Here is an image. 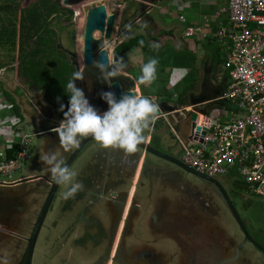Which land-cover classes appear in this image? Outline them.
<instances>
[{
	"label": "flooded vegetation",
	"instance_id": "obj_1",
	"mask_svg": "<svg viewBox=\"0 0 264 264\" xmlns=\"http://www.w3.org/2000/svg\"><path fill=\"white\" fill-rule=\"evenodd\" d=\"M53 1L57 2V9L51 12L48 27L53 30L52 23H56V27L54 29L55 32H53L55 47L62 53H60V55L64 56V58L70 63V67L72 69L71 72H73L76 71L77 68L75 64L71 62V56H74V58L76 59L77 65H79L78 68L81 66L80 53L76 42L78 40L79 33L78 24L84 14L83 7L88 3L90 4L95 2V0ZM134 1L138 0H126L124 5L127 6L128 4H131ZM133 7L135 8H132V12L128 20L135 19V17L142 12L136 6ZM146 17L149 18L148 15H146L143 19L141 17L139 19L137 18L138 21L136 20L133 25L140 28L139 26L141 24H145L147 27L149 25L147 21H149L150 19L146 21ZM74 19L76 20V26H73L72 23ZM147 28L149 31L151 30V27ZM134 29L131 30V32L129 31V34L132 33ZM73 30L76 31V42L73 41L72 43L71 33H73ZM124 32L126 33V30L123 31L121 34H124ZM159 32L160 31H158L157 33L154 32L150 34L152 37L159 39L160 37H163L161 36L162 34ZM208 63L209 67H204L202 73V83H200L202 86L201 88H205L204 93L193 92L192 94H194L196 97H198V95L200 94L208 96L212 91V87L210 86V83L207 79V76L212 74V70L210 67L211 62ZM4 68L5 67H2L0 68V70H3ZM14 75L21 80L19 81L20 84L12 81L13 83L9 85L13 86L14 83L17 86H20L21 84H27L28 88L31 91L36 92V94L32 97L34 109H40L39 93H43V90L35 89V87L32 84L27 83L25 81V78L22 77L21 74L19 75L18 72L14 73ZM221 76H224V78H228L227 71L226 74H222ZM4 78L8 80L7 75H4ZM7 82H9V80ZM221 84L224 83L222 82ZM207 91L208 94H206ZM42 95L43 100L45 101L44 94ZM47 116L48 115H46V117ZM46 117H43V119H41L42 126H45L50 122V120H48ZM35 135H38L39 138L41 137L44 142V147L42 148L43 154L48 150H51L56 154L58 158H62L64 162H66V160L69 159L71 153L78 148L67 166L72 163L74 158L78 155L81 150H85L86 154L89 153L85 163L83 164L82 161L79 163V165H77L83 168L81 172L78 171L80 169L77 170L78 172L76 176V179L83 184V190L78 191L72 198L64 199L62 197V193L66 189L63 185V188L60 187L61 185H59V191L57 189V195H54L49 206V210H47L44 216V220L40 225L41 228L43 222L45 221V218L51 213L50 211H52V204L54 200L61 202L62 208L59 209L57 213L55 212L53 217L48 222L49 227H53L52 223L54 222V224L56 225L54 226V228L58 227V229L60 230L58 236L56 235L55 240H53V244L55 246H59V244H66L68 242V240L66 241V238L68 237L67 234L69 236L71 235L69 244H73L76 231L79 229H84L86 234H84L83 232L84 236L81 237L80 242H94L95 245H98V254L96 258H94V260L90 262V264H99V259H102V257H104L106 254H108L106 264H264V254L258 252L257 250L256 251L260 254L261 259H248L249 256L247 255H244L242 259L240 257H236L235 249L237 245L235 243H231L230 241L228 243H216V238L208 235V233L203 229L202 224L206 220V216H204L202 212L199 213L198 217H196V215L193 216V220L199 222L198 224H192L189 220V217L187 218L184 215L181 216V213L186 214L187 211L190 212L188 205H196L197 208L201 209L203 212H208L212 217L218 216L221 212L222 215H224L223 218H229L231 215V222L226 227L227 229H229L227 233H229L230 238H233V241L236 235L239 236L238 238L241 237L242 240L244 238L243 234L235 221V217H233V214L231 212L232 210L227 201V197L228 199H230V203H232L237 213L239 214L240 211L243 215L247 212L248 209H250L254 205L257 198L256 196L245 192V190L242 188V185H240L238 181L231 179L228 174V171L222 174L215 175L214 178L217 182H212L207 179H200L198 183L189 182V177L193 174L183 170V168L179 167L176 162L175 163L177 165H175L173 161L170 162L168 160L163 159L162 157L159 158L154 154H151L149 151H144V148L141 149L139 145L135 153L125 154L119 149L101 148L99 147L97 142L91 139L86 142H83L76 149L65 152L60 146V144L57 143V134L54 131H48L47 129H43L40 134L38 132L35 133L34 136ZM159 142L160 141L158 134H154L151 136L149 144L158 146ZM172 144L173 147L170 150V154L180 159V157H178L176 153L179 152L181 156L182 148L180 146H177L173 142ZM161 147L162 148L160 149L164 151L165 147ZM37 152L38 150L34 149V155H36ZM138 152H141L139 154L140 158L138 159V168L140 167V165H142V155L145 154L146 157L145 161L143 162L144 171H161L164 177L168 180V184L172 186L175 185V187H177L184 196L188 194L189 196L187 197H193L194 200L190 204L189 200L185 199V197H182L180 201L173 198H161L157 200L156 197V199H154L155 197L152 195V191L147 193L142 192L144 191L142 186L144 183L140 181L139 186L142 187L138 188L137 192H139V195L138 198L137 195L134 197L133 203H136V205H138V207L140 206L141 209L138 207L131 206L126 216L127 207L131 196L130 194L124 211L122 213V218L119 224H117L116 226V214H119V208L117 207V205L118 203H120L121 200H123V197H126L127 195V193L124 192L127 186V184L124 183V177H126L127 172L126 170L132 168L135 160L137 159ZM39 157L36 156V159L31 162L30 169L33 170V173L28 175H22L20 173L18 178L11 180L0 179V244H3L5 241L8 242L9 237L14 236L15 234H22L20 238H22L24 245H27V238L29 237V234L36 222V219L38 218V214L43 206V202L48 191V189L45 188V185H48L49 187V183L43 178H34V180L28 179V177L33 174L41 175L49 173L48 167L43 163V161L39 159ZM151 165H156V167H153ZM165 174L168 175L166 176ZM36 180H39L42 183L39 185H35L34 189H31L33 182ZM60 188L63 191H60ZM43 192H45V194L43 196L40 195L43 194ZM224 192L227 196L224 195ZM31 193H38V195L36 196H39V198L32 197ZM143 196L147 197V202H150L151 206L154 204V207L150 213V226L153 234L150 240H146L147 242L149 241L148 243H156L158 246H160L161 243L159 242V238L155 235H157V232H161L165 229L169 230L170 233L174 236L177 234V230L182 229L185 232V235L189 237V239L192 238L194 240L192 246L193 248L195 246L197 248L192 251L185 252L184 255H186V257H191H189V259H185L183 263L177 259H147L145 257H140L138 256V254L141 250L136 248L131 250L128 247V241L125 240V236H127L129 231L131 230L130 226H132L131 224L134 223L135 216H138V214L142 213L146 214L148 211L147 209L142 210L143 208H146L144 204H140L141 198ZM94 197L98 200H100V198H104V201L107 197H109V201H111L110 206L113 208L110 210H105L103 215H100V213L98 212L94 214V212L92 211V205L95 201ZM31 201H35L36 203L38 202L39 206H35L37 213L35 212L34 215H32V217L30 218ZM71 201L78 203L79 209H76L78 211L76 213V218L67 220L66 216L67 213H69V210L64 208V206ZM26 203L27 205L25 206ZM111 211H114L113 214ZM175 212H177L181 218H177L174 221H170L173 213ZM79 213L82 216H80ZM125 216L127 220L123 223ZM244 219L246 222L243 221ZM241 220L247 230L250 228V225H254L255 230H259L260 232L261 229H258V225L256 223L254 224V220L253 218H251V216L242 217ZM247 221L251 222V224L249 225ZM233 222L236 223L237 227L233 224ZM196 226L199 227L198 230ZM114 230H116V233L114 232L113 236H111L110 232ZM249 234H251L250 236H252L254 239L259 241V243H262L264 245L263 232L262 235L259 237L253 236V233L250 232ZM119 238L121 241L119 244V248L115 253V257L117 259H114L112 261L111 257L114 256L115 245ZM112 239L114 240L112 241V247L107 248L108 242ZM243 243L245 244V240L243 241ZM247 245L248 247L245 245L243 251L255 254L256 251L253 245L249 242ZM201 252H203L205 255H200L199 253ZM24 255L25 253L23 254V256H21V259H24ZM63 258L65 259V256H63ZM56 264L66 263L59 261L56 262Z\"/></svg>",
	"mask_w": 264,
	"mask_h": 264
},
{
	"label": "water",
	"instance_id": "obj_2",
	"mask_svg": "<svg viewBox=\"0 0 264 264\" xmlns=\"http://www.w3.org/2000/svg\"><path fill=\"white\" fill-rule=\"evenodd\" d=\"M161 0H144V1H134L131 4H128L127 6L124 5L123 7L120 6V4L116 3V4H111L112 6L109 7L106 3V0H99V1H95L93 3H88L87 5H84L83 7V17H82V24L80 27V31L78 33V40L77 42H79V53H80V58H81V66L79 67V69L83 70L84 76L83 79L81 80H74V84L75 86L79 87L80 89L83 90L86 98L88 99L89 103L95 107L99 112H103L104 110H106L107 108V104L105 101H103L100 98V93L103 91H112L116 98L119 99L120 95L123 93H128V92H132L135 94H139L137 88H136V81L135 78L129 74L128 72L124 71V74L121 76H117V77H113L111 78L110 83H106L101 77H100V73L99 70L94 66L93 61H104L105 59H107L109 62L111 61V59L114 56V49L115 47L121 43L123 41V38L129 37V31L131 32V30H133L134 28L136 29H140L136 26L133 25V23L137 20V18L139 19L140 17L143 19L145 17V14H147L150 19L152 20L151 14L148 11V9L150 8L149 6H153V5H157L158 6V2ZM133 6H136L140 11H142L140 14H138L135 19L133 20H128L131 14V10L132 8H135ZM146 19V18H145ZM129 22H128V21ZM138 21V20H137ZM73 26H76V20H73ZM128 24L131 27L126 29L124 26ZM171 28V27H168ZM134 29V30H136ZM177 29L176 26H173V28H171L172 32ZM126 30V33L124 32V34H121L123 31ZM160 31V30H158ZM157 31V32H158ZM71 40L72 43L73 41L76 42V31L73 30V33H71ZM172 35H170L169 37H171ZM174 39V38H172ZM145 40H147L145 38ZM76 42V43H77ZM71 62L73 64H75L76 68L78 69L77 65V61L74 58V56H71L70 58ZM76 69V70H77ZM6 73L3 70H0V82H1V87L8 92L15 104L18 106V101H22L23 99H21L20 93L23 92V94L26 97L27 103L29 106H31L33 109V101H32V92H30L28 89V85L25 84V87L23 88L22 86H17L15 85V83L13 84V86H10L9 84H12L11 82H7L8 80L4 78V75ZM222 90L225 87V83L222 84ZM40 97H39V105H40V109H37L35 111L38 112L39 116L41 119H43V117H46V115H48L46 118L48 120H50V122L48 124H46L45 126H42L39 130H35L33 133H41V131L43 129H47L48 131H53L52 129L54 127L57 126L58 122L63 118L62 116H60L54 108V105L44 101L43 100V93H39ZM226 100L220 97H213L212 95H201L200 97L190 100L191 101V107H180V106H176L178 104H170V105H166V107L164 108L162 103H158L160 106V110L159 113L157 114V116L159 118H161V124L162 126L159 127L157 129L156 133H152V135H156L158 134L159 137V145L155 146L152 144H149L150 140H151V135H149V137L147 136V139L145 142L141 143L139 145V147L142 149L144 148V151H149L151 154H154L155 156L159 157V158H163L165 160L168 161H173L175 165L178 164L179 167L183 168V170L190 172L191 174L197 176L200 179H207L209 181H215V176H209L207 174H204L202 172H199L195 169H193L192 167L187 166L186 164H184L180 159L174 157L172 154H170V150L173 147V144H176L175 142V138L173 137V128L177 130V123H178V117L182 116V117H187L188 119V124H189V128H190V133L189 136L187 137V141L184 142H188V140H190L191 138L193 139H197V141H202L201 135H203L206 132V127L201 128L200 125L196 124V119L198 116V113L200 114H206L208 111V106L210 105H214L217 103H220L221 101ZM19 107V106H18ZM189 116V117H188ZM160 124V125H161ZM16 127H20V128H26L28 127L27 123L24 122L23 117L20 120L19 123H17ZM195 129V132H194ZM34 137V135H33ZM88 140H91L90 137H85L81 140L80 145L83 142H86ZM165 147V150L162 151L160 148H162L161 146ZM78 149V148H77ZM76 149V150H77ZM75 151H73L71 153V155L69 156V159L66 160V164L68 165V163L70 162L71 158L74 156ZM172 152V151H171ZM141 152H138L137 155V159L135 160L132 168L126 170V177H124V183L127 184L126 188H125V193H127L126 197H123V200L120 201V203H118L117 207L119 208V214L117 216V219L115 220V225L117 226V224H119L121 218H122V213L124 211V208L126 206L127 200L129 195L130 199H129V204L127 207V211H126V216L129 212V209L131 208V206L133 207H138V205H136V203H133L134 197L137 195H139V192H137L139 187L143 186L144 191L142 192H149L150 188L152 189V195L155 197L154 199L157 200L161 199V198H173V199H177V196L174 193L168 192L165 193V191L160 192L162 189V186L164 184L168 183V180L164 177V175L162 174L161 171L159 172H155L153 170H143V162L145 161V154L142 155V165H140V167L138 168V159L140 158V154ZM177 164H176V163ZM153 167H156V165H151ZM151 168V167H150ZM149 168V169H150ZM166 176L168 174H165ZM34 178H43L45 179L48 183H49V187L48 185H45V188L48 189L47 194L45 196L44 202H43V206L38 214V218L36 219V222L33 226V229L31 230L29 237L27 238V245L25 244V248L23 249V252L21 253H25L24 255V259L20 260L19 264H31V257H32V253H33V248H34V244L36 241V237L38 235L39 232V228L40 225L42 223V221L44 220V216L47 212V210H49V206L51 204V201L54 197V195H57V189L58 186L60 184H55L51 181V177L49 175H45V174H33L30 175L28 177V179H32L34 180ZM143 182L144 184L142 186H138L140 185L139 182ZM47 183V184H48ZM172 186V185H171ZM173 188H177L174 186H172ZM191 188V187H189ZM147 189H149L147 191ZM178 189V188H177ZM173 190V189H172ZM179 190V189H178ZM45 194V192H43V194H41L42 196ZM224 195H226V193L224 192ZM189 196L188 194L186 195L185 199L189 200V203L191 204L194 200L193 197H187ZM100 198V197H98ZM182 197H179V199H181ZM94 202H93V208L92 211L95 213H100V215H103V213L105 212V210H110L113 207L110 206V202L109 201V197H107L104 201V198H100V200L96 199L94 197ZM227 201L230 205L231 208V212L233 214V217H235V221L239 226V229L241 230L242 234H243V239L241 240V237L238 238L239 236L236 235V237H234V241L232 240L233 238H230L229 233H227L229 231V229L226 228V224L224 222L223 218L224 215H222V212L216 216V217H212L208 212H203L201 209L197 208L196 205L192 206V205H188V208L190 209V212L187 211L186 214H182L181 216L184 215L187 218L189 217V220L191 221L192 224H198L199 222H197L196 220H193V216L196 215V217L199 216V213L202 212L204 214L205 217V221L203 222L202 226L203 229L208 233V235L213 236L216 238V243H228L229 241L231 243H235L236 249H235V254L236 257H244V255L246 256L245 253L248 252H244L243 249L245 247V245L248 247V242L250 244L253 245V247H255V251L257 250L258 252L264 254V245L262 243H259V241H257L256 239H254L253 237L250 236L248 230L246 229L244 223L242 222L239 214L237 213V211L235 210L234 206L232 205V203H230V199H228L227 197ZM99 204H103V207H99ZM140 204H144L146 206V208H143L142 210L147 209V213H151V210L154 207V204L151 206L150 202H147V197L143 196L141 198V203ZM140 208V206L138 207ZM141 209V208H140ZM112 214L114 211H111ZM80 214V213H79ZM141 214H138V216H135L134 219V223H132L130 226L131 230L129 231V233L127 234V236H125V240L126 241H130L132 242L133 239V233L135 231V227L137 228L138 225V219L139 216ZM178 213L175 212L173 213L171 220H176L177 218H181L179 215V217L177 216ZM80 216H82L80 214ZM124 218L123 223L127 220V218ZM197 219V218H196ZM151 224H149L148 228L151 231ZM118 228V227H117ZM197 230L199 229V227H197ZM238 230V229H237ZM116 233V230L111 231V236H113V233ZM152 232V231H151ZM199 232V231H198ZM153 234V232H152ZM185 232L180 229L177 230V234L174 236L170 233L169 230H163L161 232H157V236L159 238V242H162V236H166V238L173 243V246H171L168 250H170L169 252V256H167L164 251H161L163 249L162 243H161V247L157 245V247L154 246V244L148 243L146 240L143 241L142 244L135 246L136 249H139L141 251H139L140 253L138 254V256L140 257H145V258H149V259H163L166 257V259H177L180 260L182 263L184 262L185 259H189V257H186L185 252H189L192 251L194 249H196L197 247L195 246L193 248L192 243H194L193 239H189L188 236H184ZM182 237V238H180ZM212 237V238H213ZM13 236L9 237V241L8 242H4L3 244H0V259H11L12 255H11V249L13 244H11L10 242L12 241ZM114 238V237H113ZM221 238V239H220ZM214 239V238H213ZM228 240V241H227ZM232 240V241H231ZM245 240V244L243 243V241ZM112 241H114L113 239L111 241L108 242V246L107 248H111L112 247ZM120 238L118 239V241L116 242L115 245V249H114V256L111 257V260L113 261L114 259H117L116 256V251L119 248V244H120ZM186 242V243H185ZM186 244V245H185ZM6 246V247H5ZM7 248V250L10 251V254H6L5 257H2V254L4 253V249ZM188 248V249H187ZM6 250V251H7ZM108 250V249H107ZM135 251V250H134ZM243 251V252H242ZM255 253V255L257 256V258L259 257V259H261V256L259 253ZM22 254V256H23ZM200 255H205L203 252L199 253ZM20 256V254H19ZM193 256V255H192ZM198 256V255H197ZM108 259V254H106L104 257H102V259H99V264H106V260ZM243 259V258H242ZM250 259V257L248 258ZM256 259V258H255ZM93 260V259H92ZM91 260V262H92ZM157 261V260H154ZM85 262V260L83 261ZM172 262V261H169ZM179 262V261H178ZM53 264H56L53 263ZM177 264V263H174Z\"/></svg>",
	"mask_w": 264,
	"mask_h": 264
},
{
	"label": "built area",
	"instance_id": "obj_3",
	"mask_svg": "<svg viewBox=\"0 0 264 264\" xmlns=\"http://www.w3.org/2000/svg\"><path fill=\"white\" fill-rule=\"evenodd\" d=\"M178 9L181 6L175 4ZM222 21L214 32L209 23H187L182 28L184 37L202 39L214 35L225 48L223 67L228 73L226 87L218 97L235 103L239 115L221 118L211 113L202 115L198 124L206 127L202 141H190L182 147L180 160L189 167L215 176L236 166L247 191L264 197V0H225L218 7ZM178 19L184 21V15ZM1 116L15 117L12 105L0 97ZM0 128V179L18 178L13 174L22 171L30 157L29 142L34 133L16 127ZM195 131V130H194ZM17 144L12 156L8 149Z\"/></svg>",
	"mask_w": 264,
	"mask_h": 264
},
{
	"label": "rangeland",
	"instance_id": "obj_4",
	"mask_svg": "<svg viewBox=\"0 0 264 264\" xmlns=\"http://www.w3.org/2000/svg\"><path fill=\"white\" fill-rule=\"evenodd\" d=\"M95 1H99V0H95ZM172 1L173 0H162L160 2V5H161V7H163V9L160 10V8H159V11L158 10L153 11L152 17L154 19L157 18V21H159L158 23H159L160 27L168 28V27L176 26L178 28V32H180L182 30V28L184 27L185 23L178 20V11L176 10V7L174 5H172ZM195 1L204 2L206 0H195ZM207 1L209 2L210 5H212V10L207 8L209 6ZM207 1H206V4H203L204 6H202V8L199 10V13H202L203 11H206L207 13H209V12L211 13V12L215 11L217 5L220 6L224 3V0H207ZM125 2H126V0H106V3L109 7L112 6L111 4L120 3L122 5ZM195 11H197V10H195ZM82 21L83 20L81 18V21L78 24L79 31H80ZM55 27H56V23L53 22L52 23L53 30L55 29ZM54 32H55V30H54ZM56 35H57V33H56ZM185 44L189 47L188 48L181 47L179 49L177 47H174L171 44V42L168 41V42H166L165 46L162 49V52L164 53V57H163V55H161L162 60L161 61L159 60V63L164 64V59H165V63H167L173 69H172V73H170L169 75H163L162 73H160L159 76L161 79L166 78L168 80V83L170 84V87H173L174 85H176L175 79L178 76H180L181 74H187L188 73L186 78H185L186 82H187V80H190L193 76H196L197 74H199L198 77H199V79H201L204 67H209V63L205 60L206 54L201 55L200 50L198 48H196V46H195L196 44L192 40L185 39ZM77 46L79 47V42H77ZM223 49H224V47H221V50H223ZM2 51L3 50L0 49V55L4 57V53H2ZM174 55L177 58L174 57ZM120 57H122V56L120 55ZM0 58L3 59L2 57H0ZM206 58H208V60H209V56ZM5 59L6 58L4 57V60ZM124 61H125V64L127 65V61L126 60H124ZM204 63H206V64H204ZM13 64H15V62ZM8 65H10V64H8ZM219 66H220L219 64L214 65V68H213L214 74L216 72V69H219ZM3 70L6 73L5 75H7L9 82H11V83L15 82V83L20 84L19 81H21V80L17 76L14 75L13 71L11 69H9V66H5V68ZM215 75H217V74H215ZM9 77H10V79H9ZM215 79H216V76H215ZM0 84H1V82H0ZM20 86H22L23 88L25 87L24 84L23 85L21 84ZM178 87H179V85L175 86L173 88V91H175V92L178 91L179 90V89H177ZM0 89H1V86H0ZM28 90L30 92H32V95L36 94V92H33L30 89H28ZM194 92H198V91L196 90ZM19 97L21 99H23L22 101H18V106H19V111L23 117L24 122L27 123V125H28L27 132L32 133L35 130H39L42 126V124H41L42 121H41V118H40L38 112L35 111L33 108H31L28 105L26 97L23 94V92L20 93ZM211 114L216 115L217 112H212ZM0 116H1V110H0ZM187 119H188L187 117H182V116L178 117L177 132L183 141H187V137L189 136V133H190V128H189V124H188ZM15 120H16V116L9 118V119L5 118V120H1L0 121V128L4 127V128L11 129L10 128L11 123L14 122ZM56 141L58 143V137H56ZM175 142H176V145L179 146L178 142L177 141H175ZM43 147H44V142L41 139V137L40 138L38 137V135H35L33 137V139L30 140L29 146H28V153H29L30 157L24 162V164L22 166V171H21L22 175H28V174L33 173L32 172L33 170L30 169L31 168L30 167L31 162H33L36 159V156L39 157V156L43 155V152H42ZM34 149L38 150L36 155H34ZM88 155H89V153L86 154L85 150H81L78 153V155L74 158L72 163H70V165L68 167L70 169L74 170L76 173L78 171L81 172L83 168H81L80 166H77V165H79V163L82 161H83L82 163L84 164ZM176 155L178 157H180L179 152H177ZM78 169H80V170H78ZM234 169L235 168L231 169L229 171V173L233 174ZM45 175H49V173H46ZM13 176L14 177L19 176V172L14 173ZM189 180H190L189 182L198 183L200 181V178L195 177L193 175H190ZM41 183L42 182L39 180L34 181L31 189H34L35 185H39ZM60 187H62V185ZM148 190L149 189H147V191ZM160 190H161L160 192L165 191V193H168V192L174 193L177 196L178 201L181 200V199H179V197H186L182 194V192L180 190H178L177 188H173L168 183L164 184L162 186V189H160ZM58 191H59V189H58ZM60 191H63V190L60 188ZM151 191H152V189L150 188L149 192H151ZM31 195H32V197L39 198V196H36V195H38V193H31ZM256 198H260L261 200L260 199L256 200L254 205L250 209H248L244 215L241 214L240 211H239V214H240L241 218L245 217V216H249V217L251 216V218H253V220H254V224L256 223L258 225V229H263V226H264V201H263L264 197L256 196ZM26 205H27V203L25 204V206ZM70 205H71V207H70ZM35 206L38 207L39 203L38 202L36 203L35 201H31L30 218L36 212ZM98 206L103 207V204H99ZM61 208H62L61 202L54 200V202L52 204V211H50L51 213L45 218V221L43 222V224H42V226L38 232V235L36 237L32 257H31V264H53V263L59 262V261L65 262L66 264H90L91 260L92 259L94 260V258H96L97 254H98V245H95L94 242H86V241L83 243H82V241L80 242L81 237L84 236L83 232H84V234H86L84 229H79L76 231L73 244H69V242H70L69 240L71 239V237H70L71 235L69 236L68 234H67V236L69 238L68 237L66 238V241L68 240V242L66 244H63V245L59 244V246H55L53 244V240H55L56 235L58 236L60 230L58 229V227L54 228V226H56L54 224V222L52 223L53 227H49L48 222L53 217L55 212L57 213L58 210ZM64 208L69 210L68 211L69 213H67V216H66L67 220L76 218V215H77L76 213L78 212L77 210L79 209L78 203L72 202V201L68 202L64 206ZM87 215H88V213H87ZM150 219H151L150 213H146V214L142 213L139 216L138 225H137V228L135 227L132 242L128 241V245H129L128 247L131 250L136 248L135 246L142 244L143 241L150 240L152 238V232L148 228L149 224L151 223ZM223 220H224L226 227H227L231 222V215L229 218H225ZM243 221L245 222V219ZM233 224L237 227L235 222H233ZM248 231L250 233H253V236H256V237L260 236L259 230H255L254 225H252V226L250 225V228L248 229ZM262 232L264 233V230ZM21 236H22V234H15L13 236V238H12L13 242H10L11 244H13V245H11L12 249L10 250L12 258L11 259H0V264H19L20 263L21 256L23 254L21 252H23V249L25 248L24 243L22 241V238H20ZM161 243L163 246V249L161 251L166 250L164 253L167 256H169L170 250H168V249L171 246H173V243L170 242L166 238V236H164V237L162 236V242ZM154 246L157 247V244L155 243ZM6 250H7V248H5L3 250L4 253L2 254V257H5L6 254H8V255L10 254V251L9 250L6 251ZM19 254H20V256H19ZM245 254L249 257L251 256L250 259H255V258L259 259V257L257 258V256L254 253L249 252V253H245ZM55 256H57V257H55ZM63 256H65V259L63 258ZM164 259H166V257ZM84 260H85V262H83ZM142 264H144V263H142Z\"/></svg>",
	"mask_w": 264,
	"mask_h": 264
},
{
	"label": "clouds",
	"instance_id": "obj_5",
	"mask_svg": "<svg viewBox=\"0 0 264 264\" xmlns=\"http://www.w3.org/2000/svg\"><path fill=\"white\" fill-rule=\"evenodd\" d=\"M120 6L123 7L124 4H120ZM185 21L184 17V21L181 22ZM124 27L128 29L131 26L126 24ZM139 27L140 30H143L146 25L141 24ZM139 44L143 46L144 41L140 40ZM93 63L99 70L100 77L106 83H110L113 77L123 75L126 68L124 59L115 56V54L110 62L105 59L104 61H93ZM157 64L158 60L155 57H151L143 63L137 77L138 82L151 84L156 79ZM83 76V70L78 68L71 73V77L65 84L67 108L64 110L63 103L59 105L58 110L62 112L63 118L52 129L57 134L60 146L67 152L76 149L83 138L90 137L101 148L119 149L125 154L135 153L138 145L146 141L147 131L151 124L156 117L159 118L157 116L160 110L159 104L155 99L141 94L123 93L117 99L112 91H103L100 93V98L106 102L107 108L103 112H99L89 103L83 90L74 84V80H81ZM0 107H4V105H0ZM208 113L209 108L206 114ZM199 115L202 118L204 114L198 113L196 124L200 122ZM159 119L161 120V118ZM173 137L180 147L179 139L184 144L192 140L197 141V139L191 138L188 142H184L174 130ZM39 159L48 167L51 181L65 187L66 190L62 193L64 199L72 198L78 191L83 190V184L76 179L77 173L70 169L64 160L58 158L54 152L48 150Z\"/></svg>",
	"mask_w": 264,
	"mask_h": 264
},
{
	"label": "trees",
	"instance_id": "obj_6",
	"mask_svg": "<svg viewBox=\"0 0 264 264\" xmlns=\"http://www.w3.org/2000/svg\"><path fill=\"white\" fill-rule=\"evenodd\" d=\"M56 9L57 2L53 0L0 1V49L3 50L2 53L6 58L4 60V57L0 55L3 58H0V68L9 66L13 73L21 74L35 89L43 90L45 101L53 104L55 111L62 116V112L58 109L61 103L65 105L64 110L67 108L65 84L71 77L72 69L70 63L55 47L54 31L48 27L51 12ZM205 39H207L204 42L205 45L213 54L212 57L207 51L209 59H212L211 63L223 64V52H225V48L221 50L223 45L217 42L214 35ZM140 40L144 41L142 36L137 35L122 41L115 47L114 52L124 56L132 48L140 52L149 49L145 41L141 46ZM2 92L13 104L16 121H20L22 115L12 96L3 88ZM180 102H183L182 97ZM16 149L17 144H14L12 149L7 150L6 155L12 156Z\"/></svg>",
	"mask_w": 264,
	"mask_h": 264
},
{
	"label": "crops",
	"instance_id": "obj_7",
	"mask_svg": "<svg viewBox=\"0 0 264 264\" xmlns=\"http://www.w3.org/2000/svg\"><path fill=\"white\" fill-rule=\"evenodd\" d=\"M138 1H144V0H138ZM161 1H159L157 3L158 6L157 5L149 6L150 8L148 9V11L150 12L151 17H152L153 11H155V10L159 11V8H160V10L163 9V7H161V5H160ZM206 1H204L205 2L204 3L201 1H195V0H173L172 5L175 6V4L178 3V5L181 6V9H178L177 6H175V7H176V10L178 11V14H183L184 17L186 18V21L183 23L187 24V23H192V22H197V23L208 22L209 26L207 28L209 29V31H212L219 25L220 21L225 23L226 20L221 15H218L217 10H218L219 5H217L215 11H213L211 13L210 12L207 13L206 11L199 13V10L202 8V6H204L203 4H206ZM224 2H225V0H224ZM208 5L211 8L209 6L207 8L212 10V5H210L209 2H208ZM194 9L197 11H195ZM146 15L147 14H145V16ZM148 19H150V17L149 18L146 17V21ZM147 22L149 24L147 27H151L150 31L148 30L147 27H145L143 30L136 29L132 33H130L129 37L122 38V39H123V41H125L127 39L132 38V37L140 35V36H142L144 41L149 45V49H147L146 51L140 52V51H137L136 48H134V49L132 48L128 52H126V54L124 56L121 54L114 53L115 56L120 57V55H121L122 58L127 61V65H126V68L124 71L128 72L129 74H131L135 78L136 88H137L139 94L155 99V101L157 103H159V102L162 103L164 108L166 107V105H170V104H178L176 106H180L182 108L191 107V105H190L191 101L190 100L192 98L194 99V98H198L201 96V94H200V95H198V97H196L192 93L196 90L198 92L204 93L205 88L204 89L201 88L202 86L200 84V83H202L203 75H202L201 79H199V77H198L199 74H197L196 76H193L190 80H187V82H186L185 78H186L188 73L187 74H181L180 76H178L175 79L176 85H174L173 87H170L168 80L166 78L161 79L159 75H160V73H162L163 75H169L170 73H172L173 68H171L167 63H165V59H164V64L159 63V60L160 61L162 60L161 55H163V57H164V53L162 52V49L165 46L166 42L170 41L174 47H177L179 49L181 47L188 48L189 46H187L185 44V39L192 40L196 44L195 45L196 48H198L200 50L201 55L206 54V57H208V54H209V53H207V51H208V52H210V55H212V57H213V54H211L212 52L210 51V48L207 47L204 43L207 39H199V38H196L195 36L184 37L182 35V30L180 32H178V28L172 32L171 28H173V27H171V28L160 27V25L158 23L159 21H157V18L154 19L152 17V20L150 19ZM158 30H160L159 33H161L162 34L161 36H163V37H160L159 39L152 37L150 33H154V32L157 33ZM170 35H172V36L169 37ZM145 38L147 40H145ZM172 38H174V39H172ZM224 56L225 55H223V57ZM151 57H155L158 60V64L156 66V68H157L156 79L151 84H141L138 82L136 77H138L140 74L139 70H140L141 65L143 63H145ZM174 57H176V56L174 55ZM206 57H205V60L207 62H212V59L208 60V58H206ZM219 65H220L219 69H216V72H215V74H217V75L214 74V70H213L214 64L211 63V66H210L211 70H213V71H212V74L207 76L208 82L210 83V86L212 87V91L209 94V96L212 95L213 97H217V96L221 95L223 90L226 87L227 78H224V76H221L222 74L223 75L226 74V71H225L222 63ZM215 76H216L217 80L215 79ZM220 82L225 83V87L223 90H222L223 86ZM177 85H179V87L177 88L179 90L175 92V91H173V88ZM208 91L206 92V94H208ZM202 95H204V94H202ZM0 96L2 98H4L5 100H7V98H5V96L3 95L2 88L0 89ZM181 97L183 98V102H180ZM7 101H8V103H10L13 106L11 101H9V100H7ZM208 108H209V113L217 112V116H219L221 118L236 117L239 115V112H238V109H237V106L235 105V103H232V102L226 101V100H223L220 103L214 104L213 106L210 105V106H208ZM12 111H13V107H12ZM13 114H14V112H13ZM200 121H202V118H200ZM160 124H161V120L156 117L155 121L151 124L150 129L147 131V136L149 137V135L152 136V133H156L157 129L162 126V124L161 125ZM173 130L179 136L177 130L174 128H173ZM148 133H149V135H148ZM233 168H235L234 172H233V174H230L229 171ZM228 174H229L231 179L238 181L240 183V185H242V188L245 190V192H248L246 187H245L244 182L241 179V176L238 173L236 166L231 167L228 170ZM259 199L260 198H257L256 200H259ZM247 223L249 225L251 224V222H249V221H247ZM263 230H264V228L260 230V232H259L260 236L262 235Z\"/></svg>",
	"mask_w": 264,
	"mask_h": 264
},
{
	"label": "bare ground",
	"instance_id": "obj_8",
	"mask_svg": "<svg viewBox=\"0 0 264 264\" xmlns=\"http://www.w3.org/2000/svg\"><path fill=\"white\" fill-rule=\"evenodd\" d=\"M200 118H201V115H199L198 119H200Z\"/></svg>",
	"mask_w": 264,
	"mask_h": 264
}]
</instances>
